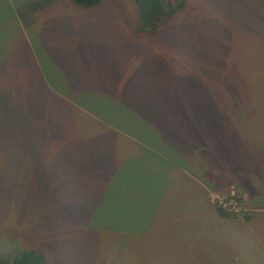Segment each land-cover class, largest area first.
<instances>
[{
  "label": "rangeland",
  "instance_id": "1",
  "mask_svg": "<svg viewBox=\"0 0 264 264\" xmlns=\"http://www.w3.org/2000/svg\"><path fill=\"white\" fill-rule=\"evenodd\" d=\"M14 1L0 258L264 264V0H181L156 32L134 0H55L22 27Z\"/></svg>",
  "mask_w": 264,
  "mask_h": 264
},
{
  "label": "trees",
  "instance_id": "2",
  "mask_svg": "<svg viewBox=\"0 0 264 264\" xmlns=\"http://www.w3.org/2000/svg\"><path fill=\"white\" fill-rule=\"evenodd\" d=\"M55 0H31L16 10V14L24 25L29 23L31 14L53 3ZM72 5L88 8L100 0H69ZM137 6V17L142 27L150 32L160 30L165 21L174 15L182 6L181 0H134ZM218 216L227 215L220 208H215ZM244 218L248 216L244 215ZM0 264H52L47 261L40 247H28L12 253L6 258H0Z\"/></svg>",
  "mask_w": 264,
  "mask_h": 264
},
{
  "label": "crops",
  "instance_id": "3",
  "mask_svg": "<svg viewBox=\"0 0 264 264\" xmlns=\"http://www.w3.org/2000/svg\"><path fill=\"white\" fill-rule=\"evenodd\" d=\"M29 1H31V0H15L14 2L16 3V6L14 7V9L16 10V7H23L27 2H29ZM53 3H51V4H49V5H47V6H45V7H43L42 9H40V10H37L36 12H42V11H44L47 7H49L50 5H52ZM36 12H34V13H36ZM32 15H33V13H32ZM32 15H31V18H32ZM13 20L16 22V23H18V26L19 27H22V26H29L30 25V23H31V21H34V19L33 20H31V21H29V23L27 24V25H24L23 23H22V21L19 19V17L18 16H16V17H14L13 18ZM33 23V22H32ZM32 23H31V25H32ZM242 190H240V192H241ZM244 193V192H243ZM246 194V193H245Z\"/></svg>",
  "mask_w": 264,
  "mask_h": 264
}]
</instances>
